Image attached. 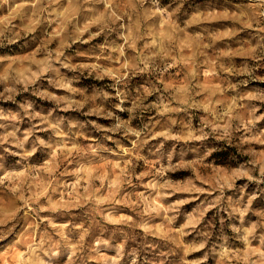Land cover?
<instances>
[{"label": "rangeland", "instance_id": "374dc122", "mask_svg": "<svg viewBox=\"0 0 264 264\" xmlns=\"http://www.w3.org/2000/svg\"><path fill=\"white\" fill-rule=\"evenodd\" d=\"M0 264H264V0H0Z\"/></svg>", "mask_w": 264, "mask_h": 264}, {"label": "trees", "instance_id": "16d2710c", "mask_svg": "<svg viewBox=\"0 0 264 264\" xmlns=\"http://www.w3.org/2000/svg\"><path fill=\"white\" fill-rule=\"evenodd\" d=\"M217 152H215V155H216ZM218 154V153H217Z\"/></svg>", "mask_w": 264, "mask_h": 264}]
</instances>
